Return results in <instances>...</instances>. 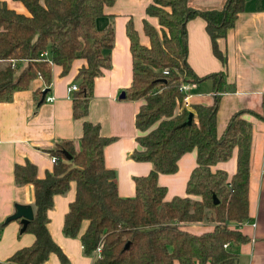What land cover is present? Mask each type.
I'll list each match as a JSON object with an SVG mask.
<instances>
[{
    "label": "trees",
    "instance_id": "16d2710c",
    "mask_svg": "<svg viewBox=\"0 0 264 264\" xmlns=\"http://www.w3.org/2000/svg\"><path fill=\"white\" fill-rule=\"evenodd\" d=\"M16 1L28 15L15 13L0 1V102H8L13 92L28 88L34 78L39 77L48 87V60L64 75L73 60L83 59L75 76L78 89L70 97L72 117L83 119L92 81L109 67L113 43L112 25L98 30L95 19L114 0ZM243 1L224 0L219 8L196 9L190 0H152L145 12L156 18L158 29L142 22L148 45L139 43L130 21L125 23L132 73L123 98L142 100L133 119L140 133L135 137L137 148L129 157L148 162L149 172L132 178L130 197L119 196L114 172L104 166L103 148L111 139L99 134L96 123L84 119L77 147L72 140L60 139L47 150L57 160L43 177H37L29 161L13 165L14 183L31 185L32 217L20 232H29L34 239L0 264H42L49 253H54L60 264H67L47 232L46 211L52 207V197L66 192L71 181L75 193L62 217L61 232L68 237L78 235L83 253L91 256L90 264L237 263L236 247L247 241L236 224L247 220L250 124L241 111L235 112L216 137L218 95L210 105L193 104L190 110L177 111L176 103L181 97L177 90L181 79L199 82L207 78L216 84L220 76L196 78L187 66L185 21L194 16L204 20L211 51L224 64L216 39L224 37L232 26L243 10ZM42 52L46 55H40ZM188 111L193 113L192 120L183 126ZM233 149L236 169L227 181L225 172H212L210 166L227 160ZM191 150L195 165L185 182V196L164 200L165 187L157 185V176L173 174L176 161ZM212 195L217 204H213ZM82 221L87 224L78 233ZM191 223L210 225L211 229L199 234L183 229ZM225 243L228 245L223 247ZM96 247L100 248L99 257L94 254Z\"/></svg>",
    "mask_w": 264,
    "mask_h": 264
},
{
    "label": "crops",
    "instance_id": "0c3cea01",
    "mask_svg": "<svg viewBox=\"0 0 264 264\" xmlns=\"http://www.w3.org/2000/svg\"><path fill=\"white\" fill-rule=\"evenodd\" d=\"M15 13L28 15L23 4L16 0H0ZM224 0H190L196 9L219 8ZM41 3L42 0H39ZM152 0H114L103 7V15L95 19V27L102 30L112 25L113 43L109 51V67L92 81V96L87 103L83 119L71 115V93L66 92L84 60H73L68 73L61 75L57 65H51L50 83L44 85L38 78L32 79L28 88L13 92L8 102H0V262L14 250L27 247L34 239L33 234L20 232V222L13 219L4 222L5 217L15 210L14 204H32L30 184L17 185L13 181L12 168L15 163L29 161L35 166L38 178L50 171L47 150L60 139L76 140L81 136V123H96L101 136L110 138L103 148L104 166L114 172L117 194L130 197L134 192L132 178L145 176L150 169L148 162H137L129 153L137 148L135 137L140 133L133 126V119L142 100L118 98L131 80V54L129 40L125 34V23L130 21L139 43L148 45L143 34L145 21L158 29L156 18L148 16L145 7ZM185 61L196 78L220 73L214 84L211 79H201L190 89V106L210 105L216 95L218 101L215 114L216 137L221 135L230 116L242 112L241 117L250 124V157L247 177V220L240 223L239 230L247 237L245 243L236 247L238 264H264V0H244L239 12L224 37L216 39L217 49L224 55V64L214 57L210 38L205 31V22L200 16L185 21ZM77 85V84H76ZM47 90L44 95L41 91ZM40 98L51 97L42 102ZM39 98V99H38ZM225 161L210 166L212 172L221 170L226 180L235 172V149ZM194 151H188L176 161L173 174L159 173L157 185L165 187L164 200L185 196V182L195 165ZM74 182L67 191L52 197V207L46 211V229L54 244L61 249L67 264H90L78 235L65 236L61 232L63 215L74 197ZM87 222L82 221L78 233H82ZM234 224L231 225V227ZM190 233L199 234L210 230V225L191 223L182 226ZM42 264H60L54 253H49Z\"/></svg>",
    "mask_w": 264,
    "mask_h": 264
},
{
    "label": "built area",
    "instance_id": "2783aa9c",
    "mask_svg": "<svg viewBox=\"0 0 264 264\" xmlns=\"http://www.w3.org/2000/svg\"><path fill=\"white\" fill-rule=\"evenodd\" d=\"M40 55L45 56L46 53L42 52L40 53ZM49 66H51L50 61H47ZM164 73H166V70L163 71ZM179 85H178V92L180 93V99L178 100V102L176 103V110L179 111L181 108L187 109L189 107L190 104V98H191V94H190V89L195 87V82L191 81V80H186L185 79H181L179 81ZM78 89V85L74 84V83H70L68 84V87L66 88V92L67 93H71L73 91H76ZM45 101H51V97L49 96H45L44 99ZM50 160V162L53 164L56 162V156H49L48 158ZM237 227L240 224H236ZM228 245V243L223 244V247H226ZM99 252H100V248L96 247L94 254L96 257H99ZM238 264V263H236Z\"/></svg>",
    "mask_w": 264,
    "mask_h": 264
},
{
    "label": "water",
    "instance_id": "95a60500",
    "mask_svg": "<svg viewBox=\"0 0 264 264\" xmlns=\"http://www.w3.org/2000/svg\"><path fill=\"white\" fill-rule=\"evenodd\" d=\"M47 90L43 89L41 91V95L43 96L44 93L46 92ZM123 95L124 93L123 92H120L119 95H118V98H123ZM192 116H193V113L192 111H188L187 113V116H186V119L181 123V125H187L191 122L192 120ZM63 152V155L66 159H69V155L65 152V151H62ZM212 199H213V204H217L218 200L215 199V197L212 195ZM15 205V210L14 212L5 217L4 219V222H9V221H12L13 219H18L19 222H20V229L19 231H22L25 227V225L28 223L29 220H31V217H32V208L30 205H19V204H14Z\"/></svg>",
    "mask_w": 264,
    "mask_h": 264
}]
</instances>
